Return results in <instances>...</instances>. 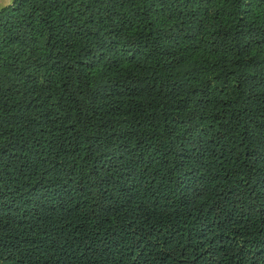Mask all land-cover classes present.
<instances>
[{
	"label": "trees",
	"instance_id": "1",
	"mask_svg": "<svg viewBox=\"0 0 264 264\" xmlns=\"http://www.w3.org/2000/svg\"><path fill=\"white\" fill-rule=\"evenodd\" d=\"M0 264H264V0L0 7Z\"/></svg>",
	"mask_w": 264,
	"mask_h": 264
},
{
	"label": "rangeland",
	"instance_id": "2",
	"mask_svg": "<svg viewBox=\"0 0 264 264\" xmlns=\"http://www.w3.org/2000/svg\"><path fill=\"white\" fill-rule=\"evenodd\" d=\"M12 0H0V7L9 4Z\"/></svg>",
	"mask_w": 264,
	"mask_h": 264
}]
</instances>
